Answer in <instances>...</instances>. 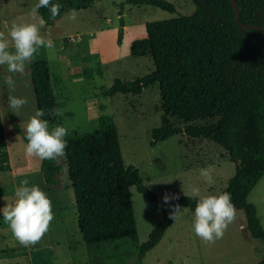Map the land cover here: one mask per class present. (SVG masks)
<instances>
[{"label": "rangeland", "instance_id": "obj_1", "mask_svg": "<svg viewBox=\"0 0 264 264\" xmlns=\"http://www.w3.org/2000/svg\"><path fill=\"white\" fill-rule=\"evenodd\" d=\"M127 1L90 0L85 7L77 5L74 21L65 15L52 26L44 25L41 34L52 39L54 53L40 49L26 74L14 77V92L0 81V117L5 135L0 146L9 154L11 167L10 171L0 173V210L15 204V188L27 178L30 186H39L48 195L55 215L42 241L24 247L15 239L0 211V264H257L264 258V246L251 236L243 211H237L236 221L222 239L206 244L196 236L194 212L188 209H183L181 218L173 221L160 244L140 261L138 247L148 242L161 215L136 187L130 192L138 244L107 243L90 251L80 231L66 157L58 161L62 166L58 183L48 186L41 173V160L26 155L23 129L38 111L31 66L45 61L53 77L59 109L63 110L54 123H49L50 128L62 125L69 132L83 134L98 126L101 115H110L118 128L125 165L139 171L143 185L158 200L164 201L165 195L172 198L170 201L186 196L201 199L220 195L227 188L235 175V166L212 141L178 135L151 146L152 132L161 126L163 115L158 84L140 95H106L115 80L134 82L153 72L154 62L149 53L140 58L131 54L133 43L147 38L148 23L189 17L196 12L192 0H163L175 7V13L147 5H128ZM36 3L38 0H0V32L8 35L13 24L39 25L41 17L30 14ZM72 38L80 41L71 42ZM6 74V68L0 67V75ZM9 95L27 99L20 116L8 108ZM209 167L214 177L212 184L201 176V169ZM195 187L200 189L198 196L193 195ZM248 201L258 212H264V177Z\"/></svg>", "mask_w": 264, "mask_h": 264}, {"label": "trees", "instance_id": "obj_2", "mask_svg": "<svg viewBox=\"0 0 264 264\" xmlns=\"http://www.w3.org/2000/svg\"><path fill=\"white\" fill-rule=\"evenodd\" d=\"M192 1L196 6L194 15L148 23L147 38L133 43L132 56L140 58L149 53L153 72L134 82L115 80L106 95H140L158 84L163 115L161 126L152 132L151 146L186 135L222 148L235 166V175L224 192L231 193L237 211L245 214L251 236L264 246V228L257 208L248 201L264 177V34L241 29L230 0ZM235 1L242 23L264 29V0ZM53 2L61 5L60 15L54 19L48 8L38 10L45 26L78 9L77 5L90 4V0ZM126 4L176 12L163 0H128ZM30 76L38 110L45 112L41 119L54 123L57 117L48 112L59 108V104L47 62L34 63ZM16 131L22 135L20 129ZM4 140L0 117V141ZM23 140L27 143L25 136ZM66 140V164L80 231L90 251L107 243L138 244L132 187L161 215L148 242L138 247L140 261L160 244L173 225L169 215L175 205L195 212L199 198L186 196L166 204L143 185L136 168L125 165L118 128L110 115H101L98 126L90 132H69ZM10 170L9 154L0 146V173ZM41 173L48 186H56L62 166L58 161L41 160ZM257 264H264V258Z\"/></svg>", "mask_w": 264, "mask_h": 264}, {"label": "clouds", "instance_id": "obj_3", "mask_svg": "<svg viewBox=\"0 0 264 264\" xmlns=\"http://www.w3.org/2000/svg\"><path fill=\"white\" fill-rule=\"evenodd\" d=\"M48 8L51 17L60 15L61 5L53 0H38V3L31 9V15L36 17L40 8ZM77 18L76 9H72L67 14V19ZM46 21L42 18L39 25L35 23L13 24L10 32L6 35L0 32V67L6 68V75H0L2 86H7L10 92L16 89L15 76L26 74L28 65L44 48L50 54L54 53V43L50 37L41 34V28ZM27 99L9 95L7 106L17 116L20 110L27 104ZM63 110L53 108L48 112L49 116H61ZM45 115L43 109L35 112L23 129L27 145L26 155L37 157L40 160L59 161L66 155L67 140L69 130L57 125L50 128L49 121L41 119ZM201 176L204 180L212 184L214 177L211 168L201 169ZM193 195L198 196L200 189H192ZM186 195V194H185ZM16 201L14 205H8L2 210V216L19 242L24 247L35 246L42 241L49 232L50 225L54 221L53 204L48 195L39 188L31 185L29 179L25 178L20 185L15 188ZM178 199V197H176ZM165 195L164 202L170 201ZM182 211L180 205H175L170 212L169 218L177 222ZM194 232L206 244H214L222 239L231 224L238 216L237 209L232 202L231 193L224 192L220 195H208L199 199L194 212ZM261 227H264V212H258Z\"/></svg>", "mask_w": 264, "mask_h": 264}, {"label": "water", "instance_id": "obj_4", "mask_svg": "<svg viewBox=\"0 0 264 264\" xmlns=\"http://www.w3.org/2000/svg\"><path fill=\"white\" fill-rule=\"evenodd\" d=\"M230 1H231L232 6L234 7V10L236 13L237 24L241 29H248V30L253 29V30H257V31L264 34L263 28L255 26V25H247V24L242 23L240 20L239 6H238L237 2L235 0H230Z\"/></svg>", "mask_w": 264, "mask_h": 264}, {"label": "built area", "instance_id": "obj_5", "mask_svg": "<svg viewBox=\"0 0 264 264\" xmlns=\"http://www.w3.org/2000/svg\"><path fill=\"white\" fill-rule=\"evenodd\" d=\"M71 42H77L80 41V39L74 40L73 38L70 40Z\"/></svg>", "mask_w": 264, "mask_h": 264}, {"label": "crops", "instance_id": "obj_6", "mask_svg": "<svg viewBox=\"0 0 264 264\" xmlns=\"http://www.w3.org/2000/svg\"><path fill=\"white\" fill-rule=\"evenodd\" d=\"M24 16H26V15H24Z\"/></svg>", "mask_w": 264, "mask_h": 264}]
</instances>
